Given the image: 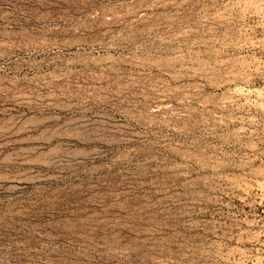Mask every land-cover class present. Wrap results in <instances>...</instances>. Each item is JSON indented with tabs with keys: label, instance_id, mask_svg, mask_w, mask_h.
<instances>
[{
	"label": "rangeland",
	"instance_id": "374dc122",
	"mask_svg": "<svg viewBox=\"0 0 264 264\" xmlns=\"http://www.w3.org/2000/svg\"><path fill=\"white\" fill-rule=\"evenodd\" d=\"M0 264H264V0H0Z\"/></svg>",
	"mask_w": 264,
	"mask_h": 264
}]
</instances>
